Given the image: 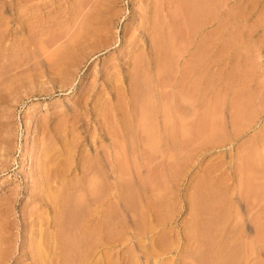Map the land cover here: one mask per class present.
Segmentation results:
<instances>
[{
	"label": "rangeland",
	"instance_id": "1",
	"mask_svg": "<svg viewBox=\"0 0 264 264\" xmlns=\"http://www.w3.org/2000/svg\"><path fill=\"white\" fill-rule=\"evenodd\" d=\"M0 125V264H264V0H0Z\"/></svg>",
	"mask_w": 264,
	"mask_h": 264
},
{
	"label": "bare ground",
	"instance_id": "2",
	"mask_svg": "<svg viewBox=\"0 0 264 264\" xmlns=\"http://www.w3.org/2000/svg\"><path fill=\"white\" fill-rule=\"evenodd\" d=\"M187 2H188V1H187ZM187 2L185 1L184 3H185V4H188L189 2H188V3H187ZM182 3H183V1H182ZM184 3H183V4H184ZM183 4H182L181 7H183ZM185 4H184V6H187V5H185ZM188 5H189L188 7H190L191 4H188ZM188 7H185L186 11L183 10V13L185 12V14L183 15V13H182V16H184V17H182L183 20L187 21V22H185V21L182 22L183 26H185V24L189 22V21L187 20V19H188L187 16H188L189 14H186V13L189 11V9H190V8L188 9ZM183 8H184V7H183ZM183 8H182V9H183ZM159 19H160V18H159ZM164 19H165V18H164ZM160 20H161V19H160ZM162 20H163V18H162ZM170 20H171V19H169V21H168V22L166 21V22L169 24ZM181 20H182V19H180V21H181ZM157 21H158V19H157ZM159 22L161 23V21H159ZM163 22H164V20H163ZM163 22H162V23H163ZM166 22H165V24H167ZM171 23H173V22H171ZM189 23H190V22H189ZM158 25H159V24H158ZM170 25H171V24H170ZM154 26H155V24H154ZM160 26H161V25H159V27H160ZM165 26H166V25H165ZM181 26H182V25H181ZM186 26H187V24H186ZM189 26H190V25H189ZM166 27L169 28V25L166 26ZM171 27H172V26H171ZM171 27H170V31H171ZM187 27H188V26H187ZM155 28H156V27H155ZM179 28H180V27H179ZM182 28H183V27H182ZM182 28H181V29H182ZM158 29H159V28L157 27V28H156L157 33H158ZM161 29H162V28H160V30H161ZM165 29H166V28H165ZM185 29H187V28H185ZM185 29H183V31H184ZM188 29H189V27H188ZM156 30H155V31H156ZM168 30H169V29H168ZM168 30H166V31H164V32H167ZM175 30L177 31V28H176ZM170 31H169V32H170ZM173 31H174V30H173ZM178 31H179V30H178ZM181 31H182V30H180V33H181ZM183 31H182V32H183ZM169 32H168V33H169ZM185 32H186V30L184 31V34H183V33H181V34H182V35L187 34V32H186V33H185ZM168 33H165V34H167V35L169 36L170 34H168ZM170 33H171L172 35H175V34H173V32H170ZM178 33H179V32H178ZM189 34H190V33H188V35H189ZM172 35L169 36V37H172V38H173ZM188 35H187V37H188ZM175 36H176V35H175ZM185 36H186V35H185ZM185 36L182 37V39H184ZM157 37H158V34H157ZM167 38H168V37H167ZM177 38H178V36H177ZM158 40H159V39H158ZM75 46H76V45H75ZM72 49H73V47H72ZM74 50H75V48H74ZM74 50H72V51H74ZM64 57H66V56H63V58H64ZM63 58H62V59H63ZM67 58H68V57H67ZM65 59H66V58H65ZM133 73H135V72H132V74H133ZM0 126H1V125H0ZM71 134H72V133H71ZM72 135H73V134H72ZM71 137H72V136H71ZM74 137H75V136H74ZM72 139H73V137H72ZM75 139H76V138H75ZM76 140H77V139H76ZM51 146H53V145H51ZM53 148H54V147H53ZM51 149H52V148H51ZM53 150H54V149H53ZM48 151H49V150H48ZM48 151L44 153V156L48 153ZM71 151H72V148H71ZM53 152H54V151H53ZM56 152H57V151H56ZM72 153H73V152H72ZM48 154H51V153H48ZM54 154H55V153H54ZM73 155H74V154H73ZM44 156L42 155V157H44ZM70 156H71V154H70ZM72 157H73V156H71V158H72ZM67 158H68V157H67ZM71 158H70V159H71ZM70 159H69V160H70ZM39 160H40V159H39ZM42 160H43V158H42ZM44 160H45V159H44ZM53 160H54V159H53ZM70 161H71L72 163L70 162L71 164L69 165V167L71 166V169L73 168V171H74V170H77L78 168L76 169V166H77V165H76V163H75L76 161L74 160V158H73V160H70ZM74 161H75V162H74ZM45 162H46V161H45ZM53 162H54V161H53ZM56 162H57V161H56ZM63 162H64V161H63ZM54 163H55V162H54ZM54 163H51V165L54 164ZM61 163H62V162H61ZM64 163H66V162H64ZM62 164H63V163H62ZM38 165H39V166H38ZM38 165H37V166H38L37 168L39 169V171H38V173L35 172V173H37L36 176H34L35 174H34L33 176L36 177V178L38 177V180H40V179L43 180V179H45V178H48L49 174H48V176H47L46 172H44V171H43L44 173L42 172V170H46V169L44 168V166H40V164H38ZM43 165H44V164H43ZM60 165H61V164H60ZM56 166H57V165H56ZM61 166H62V165H61ZM63 166H64V165H63ZM53 167H54V166H53ZM53 167H51L52 170H51V168H50V172H48V173H50V174H51V173H54V177H57V178H58V177H59V172H60V170H61L62 168H60V170H59V169H56L57 167H56V168H55V167L53 168ZM46 168H47V167H46ZM58 168H59V167H58ZM67 168H68V166H67ZM40 169H42V170H40ZM71 169H70V170H71ZM63 170H65V169H63ZM66 170H67V169H66ZM73 171H72V172H73ZM64 172H65V171H64ZM74 173H75V171L73 172V174H74ZM44 174H46L45 178H44ZM31 176H32V175H31ZM62 176H63V175H62ZM34 177H33V179H34ZM36 178H35V179H36ZM39 178H40V179H39ZM49 178H50V176H49ZM57 178H56V179H57ZM35 179H34V180H35ZM51 179H53V175H52ZM36 180H37V179H36ZM41 180H40V181H41ZM48 180H49V181H48ZM48 180H43V181H48V182H50V179H48ZM54 180H55V179H54ZM60 180H61V179H60ZM63 180H64V179H63ZM74 180H75V178L73 177V183L75 184V181H74ZM31 182H32V181H31ZM51 182H52V181H51ZM29 183H30V182H29ZM58 184H59V183H58ZM71 184H72V183H71ZM74 184L71 185V187H73ZM44 185H45V184H44ZM47 185H48V184H47ZM50 185H51V184H49V186H50ZM41 186H42V185H41ZM54 186H55V185H54ZM68 186H69V184H68ZM58 187H60V185H59ZM68 188H69V187H68ZM55 189L58 190V188H55ZM60 189H61V188H60ZM65 189H66V188H65ZM69 190H70V189H69ZM71 190H72V188H71ZM58 193H59V191H58ZM68 193L70 194V191H69ZM53 194H54V195H53ZM53 194H52V195H53L54 197H56V198L60 197V196H58L57 193H53ZM64 194H66V193H64ZM49 195H50V194H49ZM56 195H57V196H56ZM70 195H71V194H70ZM54 197H53V199H54ZM61 197H62V196H61ZM36 198H37V197H36ZM38 198H40V196H39ZM38 198H37V199H38ZM68 198L70 199V197H68ZM38 200H39V201H40V200L42 201V198H41V199H38ZM41 201H40V202H41ZM53 202L55 203L56 201H53ZM61 202L63 203V201H61ZM61 202L59 201V199H57L56 205L58 206L59 203H61ZM62 203H61V204H62ZM61 204H60V205H61ZM63 204H64V203H63ZM46 205H47V204H46ZM52 205H53V204H52ZM54 205H55V204H54ZM54 205H53V207H54ZM61 206H62V205H61ZM55 207H56V206H55ZM59 207H60V206H59ZM59 207H58V208H59ZM58 208H56V209L54 208V209L57 210ZM51 209H52V211L54 210L52 207H51ZM62 209L65 210V206H64V208L62 207ZM55 210H54V211H55ZM54 211H53V212H54ZM60 211H61V210H60ZM56 212L59 213V210L55 211V213H56ZM64 212H65V211H64ZM64 212H63V213H64ZM55 213H54V214H55ZM57 213H56V214H57ZM52 214H53V213H52ZM54 214H53V215H54ZM57 215H58V214H57ZM61 215H62V214H61ZM61 215H60V217H63V215H62V216H61ZM54 217H56V216H54ZM54 217H53V218H54ZM54 219H55V218H54ZM56 219H59V217L56 218ZM16 220H17V219H16ZM21 220H23V219L21 218L20 221H21ZM60 220H61V219H60ZM60 220H58V221H60ZM62 220H63V219H62ZM52 221H53V220H52ZM50 222H51V221H50ZM53 222H54V221H53ZM72 222H74V221H72ZM55 224H56V223H55ZM71 224H72V223H71ZM53 225H54V224H53ZM55 226H56V225H55ZM56 227H57V226H56ZM58 227H59V226H58ZM0 228H1V227H0ZM73 228H75V227H73ZM56 229H57V228H56ZM56 229H54L55 232L58 231V230H56ZM72 230H76V229H72ZM59 231H60V230H59ZM0 232H1V229H0ZM34 232H35V231H34ZM1 233H2V232H1ZM56 233H57V232H56ZM38 234H39V233H38ZM58 234H60V233H58ZM58 234H57V235H58ZM70 234H72V233H70ZM55 235H56V234H55ZM73 235H74V234H73ZM33 236H34V235H33ZM37 236H38V235H36V237H37ZM70 236H71V235H70ZM31 237H32V236H31ZM36 237H35V238H36ZM73 237H75V235H74ZM73 237H72V238H73ZM57 238H58V237H57ZM57 238H55V239H57ZM60 238H61V237H60ZM72 240H73V239H72ZM72 240H71V241H72ZM74 240H75V242L77 241L76 239H74ZM3 241H4V240H3ZM55 241H56V240H55ZM55 241L53 240L52 242H55ZM58 241H62V240H58ZM58 241H57V242H58ZM57 242H56V243H57ZM62 242H63V241H62ZM62 242H61V243H62ZM75 242H74V243H73V242H70V243H73V246H74V248H73L72 245H71V249H74V250H75V245H74ZM61 243H57V244H61ZM76 243H77V242H76ZM19 245H20V244H19ZM21 245H22V244H21ZM51 245H52V244H51ZM54 245H55V244H54ZM54 245H53V246H54ZM22 246H23V245H22ZM26 246H27V245H26ZM32 246H33V245H32ZM55 246H56V245H55ZM55 246H54V247H55ZM60 246H61V245H60ZM60 246H56L55 248L53 247V248H54L53 250H55V249L58 250V248H60ZM62 246H63V245H62ZM62 246H61V247H62ZM76 246H77V245H76ZM24 247H25V246H24ZM27 247H28V246H27ZM29 247H30V246H29ZM34 247H35V246H34ZM17 248H18V247H17ZM19 248H20V247H19ZM50 248H51V247H50ZM19 250H20V249H19ZM32 250H33V249H32ZM35 250H36V249H35ZM56 250H55V251H56ZM30 251H31V250H30ZM30 251H29V252H30ZM45 251H46V249H45ZM50 251H51V250H50ZM50 251H49V252H50ZM55 251H54V252H55ZM31 252H32V251H31ZM31 252H30V254L25 253V252H24V253L21 252V253L18 254V256H19V257H27V258H29V260H30V261H29V264H45V261L43 260V259H45V258H44V257L41 258L43 254L45 255L44 252H43V254H42L41 251H40V252L37 251L38 253H35V252L33 251V252L35 253V254H34V253L32 252L33 255L31 254ZM62 252H63V251H62ZM70 252H71V251H70ZM75 252H76V251H75ZM46 253H47V252H46ZM51 253H53V252H51ZM73 253H74V252L72 251V254H73ZM48 254H49V253H48ZM53 254H54V253H53ZM53 254H52V257H53ZM59 254H60L59 251H58L57 253H55V256H56L55 259H56V260H55V262L53 261V263H55V264H60V262H59V256H60V255H59ZM72 254H71V255H72ZM74 254H75V253H74ZM4 255H6V254L4 253ZM4 255H3L2 257H3L4 259H7L8 257H7V256H4ZM34 255H37L38 258L36 259V256H35V259H33V258H34ZM0 256H1V255H0ZM49 256H50V254H49ZM2 257H1V258H2ZM5 257H7V258H5ZM60 257H61V256H60ZM72 257H73V256H72ZM72 257H71V258H72ZM17 258H18V257H17ZM13 259H14V258H13ZM18 259H19V258H18ZM23 259H24V258H23ZM74 259L76 260L77 258L75 257ZM74 259H73V260L71 259V262L74 261ZM1 260H2V259H1ZM53 260H54V258H53ZM14 262H16V261H14ZM16 263H17V262H16ZM46 263H47V261H46ZM53 263H52V264H53ZM75 263H76V261H75ZM75 263H74V264H75ZM47 264H48V263H47Z\"/></svg>",
	"mask_w": 264,
	"mask_h": 264
}]
</instances>
